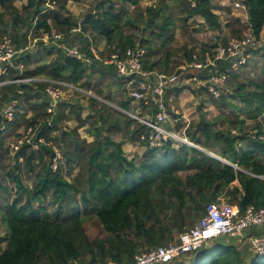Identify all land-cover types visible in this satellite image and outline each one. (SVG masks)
Here are the masks:
<instances>
[{
    "label": "trees",
    "instance_id": "1",
    "mask_svg": "<svg viewBox=\"0 0 264 264\" xmlns=\"http://www.w3.org/2000/svg\"><path fill=\"white\" fill-rule=\"evenodd\" d=\"M14 1L0 0V37L9 33L20 45L27 42L31 33V38H38L36 51L38 45L41 47L35 63L30 60V55L24 56L22 60L26 67L21 75L72 82L84 90H93L98 98L86 95L87 104L81 103L79 98L60 103L53 125L45 127L49 117L45 82L10 83L0 87L4 102L14 97L19 107L32 113L25 117L26 113L17 112L14 126L36 125L41 121L40 132H54V137L48 140L54 141L63 155L58 168L53 171L50 164L54 150L50 145H41L39 151L24 145L12 156L9 170L3 171L14 186L9 187L6 180L0 178V215L7 233L4 247L0 235V264H131L137 253L168 243L174 229L180 233L192 227L205 213L204 204L216 201L218 197L237 204L240 213L249 205H264V119L259 117L264 114V66L259 79L238 81L239 74L230 72L231 87L226 94L219 100L209 94L210 100L217 102L222 111L231 106L232 115L221 114L218 122L223 126L226 124L223 129L216 127V120L199 116V120L191 125L194 130L190 127L187 134L201 148L186 144L175 146L171 140L160 147H150L140 139V134L147 132V126L127 112H148L151 116L157 109L152 102H133L126 89L129 77L119 75L113 65H106L96 58L88 65L84 60L70 56L63 47L56 48L54 58H47L52 51L48 48L56 46H46L41 39L44 33H63L66 38L79 25L74 17L60 12L65 9V0H50V4L49 0H24L21 10ZM156 1L160 6H148L147 14L139 11V0L98 2L95 13L84 15L81 33L76 32L82 34L86 42L78 50L84 57L92 56L91 42L85 34L90 31L105 41L104 50H98L101 58L139 44L148 50L143 60L145 68L171 71L172 48L166 47V42L172 36L169 25L174 23L172 17L163 12V8L170 6L168 0ZM127 2L137 9L128 13L124 7ZM172 2L183 11V21L198 15L203 19V25L212 30L221 29L219 17L213 11L217 6L212 0H195L193 5L189 0ZM244 3L250 25L258 33L264 27V0H245ZM7 15H10L9 21ZM236 16L235 22L240 18ZM247 24L243 23V30ZM227 26L233 33H238L232 29V21ZM125 27L128 28L126 31ZM23 28L25 30L21 31ZM133 28L139 33L129 31ZM65 38L60 42L64 43ZM216 46V41L204 43L199 58L205 60L203 52L206 49L211 50L213 57L211 48ZM161 49L166 50L164 56L150 60L149 56ZM192 51L185 50L188 61L193 59ZM225 66L223 62L221 67ZM18 72V68H12L10 76H18ZM92 74L98 78L94 84L91 83ZM106 81H109V88L120 89L119 99L117 91L109 89L104 93L102 85ZM201 87L208 91L207 87ZM234 100H239L243 106L233 104ZM67 108L79 120L72 129H64L59 124L67 118ZM85 108L89 115L82 118L81 110ZM136 108L140 111H135ZM242 112H245L244 117H241ZM247 118L255 122L249 132L245 131ZM86 123L92 140L81 137L78 132V128ZM232 128H237L239 134ZM112 132L122 133L130 142H140L145 147L143 153L127 156L122 148L123 141L114 140ZM4 134L0 131V138ZM211 142L216 147L215 155L226 162L202 150L210 151ZM6 157L9 158L8 148L0 139V176L1 160ZM23 171L34 176L32 186L25 184ZM180 172L185 175L182 177ZM11 191L14 193L9 201ZM49 206L53 207L51 212ZM86 215L98 219L106 233L104 237H88L83 227ZM211 248H216L217 255H206ZM187 253L190 255L188 264H264V261L253 263L254 257L251 259L247 248L240 249L234 242H227L225 237L207 241L201 248ZM174 264H185V261L177 260Z\"/></svg>",
    "mask_w": 264,
    "mask_h": 264
},
{
    "label": "built area",
    "instance_id": "2",
    "mask_svg": "<svg viewBox=\"0 0 264 264\" xmlns=\"http://www.w3.org/2000/svg\"><path fill=\"white\" fill-rule=\"evenodd\" d=\"M244 1L230 0L229 6L232 9H242L247 12ZM240 20L242 23H248L246 30L238 36L230 37L225 43L218 44L213 49V57L200 60L194 53L189 63L179 66L178 70L173 72L145 68L143 60L146 49L139 44L127 47L122 52L114 51L104 58L99 56L98 50L93 45H91V57H84L85 55L76 47H62L70 56L82 59L88 65L92 62V58L99 59L106 65H113L119 75L129 77L126 89L133 102L144 100L145 104L152 102L155 105L157 110L151 116L148 112L144 114L127 112L147 126V132L141 133L140 139L150 147H160L167 140H171L175 146L186 144L198 147L182 129H177L182 116L171 104V98H168L167 93L171 91L173 95L176 94L174 88L183 78L187 83L194 82L207 87L210 93L218 95L220 86L228 79L229 73L244 69L257 48L263 49L258 51L259 56L264 57V27L256 33L250 25L248 13L246 20L242 17ZM77 28L73 31L80 32L81 28L79 26ZM64 38V34L57 32L53 33L51 38L47 34L41 37L45 43H48L49 39L59 43ZM35 40L19 45L8 34L0 37V87L10 83L45 82L46 112L49 114L45 125L47 127L53 125V117L60 103L71 101L77 93L87 96L92 93L85 91L77 84L61 79L21 75L24 70L23 56L28 50L35 48ZM223 62L226 64L225 68L221 67ZM12 68L19 69L18 76H10ZM17 112L21 113L18 100L12 97L4 102L0 94V131L17 137L15 142L11 143L15 151L24 145L39 151L41 145L46 144L43 133L40 132L41 121L36 125L15 127ZM61 159V154L54 148L50 164L53 171L58 168ZM250 229L257 231L255 234L246 236L254 255L253 263L258 261L261 263L264 261V205L260 207L249 205L243 213H240L237 204L229 202L226 198L218 197L216 201H210L205 206V213L192 227L178 233L173 241L170 240L166 244L150 247L137 253L131 264H169L180 255L195 251L207 241L218 237L243 239L247 230Z\"/></svg>",
    "mask_w": 264,
    "mask_h": 264
},
{
    "label": "rangeland",
    "instance_id": "3",
    "mask_svg": "<svg viewBox=\"0 0 264 264\" xmlns=\"http://www.w3.org/2000/svg\"><path fill=\"white\" fill-rule=\"evenodd\" d=\"M102 0H65V9H61L60 12L63 15H70L72 17H74L76 20H78L79 23V27L81 28L80 24L81 21L84 17L85 14L90 13V12H95V7L98 4V2H100ZM191 3L195 2V0H189ZM213 3L216 4L217 7H214L213 11L214 13H216L219 17V23L221 25V29L220 30H212L210 28H208L205 24L203 25V19L198 16H191L189 17V19L187 21H183V11L177 7V4L173 5L172 0H168V3L170 6H168L167 8H163V12H165L166 14L170 15L172 17L173 20V25L170 24L169 27L171 28L170 32H172V36L171 38L168 39V41L166 42V47H168L169 49L172 48V53H171V63L170 66L172 67L171 71H175L178 70L179 66L181 65H186L187 63H189L190 61H188L186 59L185 55V50H189L192 49L193 54L195 53L198 58L201 57L200 54L202 52V48L204 46V43H211L213 41L217 42L218 44H223L225 43L230 37H234V36H238L241 33H243L245 30H243V23L241 22L240 18L242 17V19L247 18V12L243 11L242 9H232L229 6L230 0H212ZM25 3L24 0H15L14 1V5L17 7L18 10H21L22 5ZM49 4H50V0H49ZM53 6V3H51ZM117 5H119L117 3ZM150 5H156L157 7L160 6V4L156 1V0H139V11H141L143 14H147L146 13V8ZM193 5V4H192ZM222 6V8L220 7ZM54 7V6H53ZM125 9L128 11V13H132L134 12L137 8L134 4H131L129 2H127L126 4H124ZM156 7V8H157ZM227 7L230 8V10H227ZM21 14V13H20ZM236 15L240 16V18L238 19L237 22L234 21V19L237 17ZM10 15H7V21H9ZM159 21H161V19H159ZM230 21H232L233 26L232 29H235L238 31V33H233L231 28H229L227 26V23H229ZM33 25V24H32ZM142 28V26H140V29ZM78 29V28H77ZM76 29V31H77ZM128 28L125 27L124 30L126 31ZM25 28L21 29V31H24ZM243 30V31H242ZM130 32H134L136 34H138L139 32L136 29H132L129 30ZM42 32V30H41ZM53 33H56L54 31H52L51 35H48L50 38L52 37ZM58 33V32H57ZM81 33V32H80ZM80 33H69L66 35L65 41L64 43H56L51 41L50 39L48 40L49 42L46 44V46H52L55 45V48L49 47L48 50H52L51 54H49V56L47 57L49 60H51L52 58L55 57L56 55V48H60V46H65V47H76L77 49L79 47H83L86 42L84 40V37L82 34ZM9 34V33H7ZM63 34V33H62ZM86 35H88L89 40L91 42V45H95V48L97 50H104L105 47V41L103 39L100 38L99 35L95 34V33H91L90 31L85 33ZM36 39V40H35ZM27 42H32L35 40V48L33 50H28V52L25 55H30V60L32 61V63H35L38 59H39V53L38 50L41 49V47L38 45V50L36 51L37 48V43H38V38H31V33L28 34L27 36ZM158 41V38L156 39ZM60 46H57V45ZM146 49V53L148 52L147 48L144 47ZM215 48V47H214ZM214 48H211L212 51ZM263 50L262 48H257V51L253 52V57L250 59L249 63L247 64V66L238 71L237 73L239 74L238 77V81H244L247 80L248 78H253V79H259L261 77L260 70L261 68L264 66V57L259 56L260 53L258 50ZM210 49H206L203 53L205 54L206 58H211L212 56L210 55ZM166 50L165 49H161L159 53H155V55L149 56L150 60H155L157 57H163L165 54ZM105 53H107V51H105ZM23 56V58H24ZM147 56V54H146ZM146 58V57H145ZM200 59V58H199ZM201 60V59H200ZM26 66L24 65V68ZM189 71V69H187ZM39 77H46V76H39ZM230 75L228 77V79L224 82V84L222 86H220V91L218 95H214V97L216 99H220L221 95L226 94L227 90L231 87V80H230ZM98 81V78L94 77V75H91V83L94 84ZM108 82L106 81L104 82V84L102 85V88L104 90V93H107V91L110 90H114L117 91V97L119 99V95L120 93V89L115 90V88H109L108 87ZM176 90H179L176 94H172L171 91H169L167 93L168 98H171V104L173 106H175V108L177 109L178 113L182 116V118L180 119V123L177 126V129H182L186 134H187V129H189L191 127V130H194V127L191 126L193 125L197 120H199V116L203 115L204 118L206 119H211V120H216L218 122V120H220V116L222 113H229L232 115V107L229 106L227 108H225L223 111L218 107L217 102H212L210 100V92L206 91L204 88H202L199 84H195L194 82H190L187 83L185 82V80L182 78L180 80V83L174 88ZM86 91V90H85ZM91 91L92 95H89L88 97H94V98H98V96H96V93L93 90H88ZM83 95H81L80 93L75 94L74 99L79 98L78 100L81 103L87 104L88 102V97H86V94L84 97H82ZM101 101L106 102V103H110L107 100L105 101V99L99 98ZM111 105H113L114 107L116 106L114 103H110ZM233 104H237L239 107H242L243 104L239 101V100H234ZM21 110V114L26 113L25 117H29L32 115V113L30 111H25L24 108L20 107ZM135 111H140L139 108H136ZM56 113H57V109H56ZM55 113V115H56ZM67 113V118H63L60 121V127L64 128V129H72L75 128L78 124H79V120L76 118V115L74 113H69L68 112V108L66 110ZM55 115L53 117V121L55 118ZM89 115V111L88 109H83L81 110V117L82 118H87ZM245 116V112H242L241 117ZM261 119H264V114L259 116ZM246 128L245 131H250L252 129V126L255 124V122L253 121V119H248L246 120ZM226 126V124L223 126L221 122H218V124L216 125V127L223 129ZM89 130V124L86 123L84 126L78 128V132L80 134L81 137L86 138L87 140H92V136L88 135V131ZM181 130V131H182ZM233 131L236 132V134H239V131L237 128L233 129ZM232 131V132H233ZM254 131V130H252ZM234 132V133H235ZM5 136H2L4 145L8 148V156L9 158L6 157V159H4V161L1 160V163L3 165V170L1 171V176L0 178L3 180H6V183L9 185V187H13L14 184L12 183V181L4 176V172L3 171H8L9 168L11 166H9V161L13 162L12 156L15 154V150L13 149L11 143L15 142V140L17 139L16 136L12 135V134H4ZM56 135V133H55ZM188 135V134H187ZM43 136L45 138V142L46 144H42V145H50L53 150L54 148L57 149V151H59V153L62 156L63 159V155L61 153V149L56 145V143L54 141H50L48 140V138L52 139V137H54V132L52 133H45V131L43 132ZM111 136L114 140L116 141H123L122 142V148L124 153L127 156H136V155H141L145 149V147L140 143V142H130L129 140H126L125 136L120 133V132H112ZM241 145L242 148H244V145L242 143H239V146ZM198 147L201 148V145L198 144ZM209 148L211 149L209 152L215 154V149L216 147L213 145V142L210 143ZM204 149V148H202ZM206 150V149H204ZM208 151V149L206 150ZM21 161V158L19 159ZM76 170H74L71 174L70 177H73L74 173ZM22 177L23 180L25 182V184L27 186H32L33 185V181H34V176L33 175H29L27 172L23 171L22 173ZM180 175L183 177L185 175V172H180ZM68 176V178H70ZM13 191H11L8 194V199L9 201L11 200L12 196H13ZM47 203V202H46ZM209 203V202H208ZM207 203V204H208ZM207 204H204L205 206ZM36 205V203H35ZM53 210V207L49 206L48 211L51 212ZM193 225V223H192ZM191 225V226H192ZM83 227L85 229V232L87 233L88 237L90 239H94V238H101L104 237L106 235L105 231L102 229L101 224L99 223L98 219L93 216V215H86L84 218V222H83ZM190 227V226H189ZM187 227V228H189ZM178 231L176 229L173 230V236L171 238V240H175L178 236ZM0 235L3 237L2 240V247L5 246L6 244V228H5V224H4V220L1 218L0 215ZM234 238V240H233ZM225 240L227 242H235L238 241L239 239H237L236 237H225ZM213 243V242H212ZM237 245V243H236ZM242 248V246H241ZM206 255H217L216 252V248L214 249H208V251L206 252ZM190 255L189 253L187 254H183L180 255V257L178 259L185 261V264H188V259H189ZM169 264H174V261H172Z\"/></svg>",
    "mask_w": 264,
    "mask_h": 264
},
{
    "label": "crops",
    "instance_id": "4",
    "mask_svg": "<svg viewBox=\"0 0 264 264\" xmlns=\"http://www.w3.org/2000/svg\"><path fill=\"white\" fill-rule=\"evenodd\" d=\"M44 34H46V33H44ZM255 234V233H257V231L254 229V230H252V229H250V230H247V232L245 233L246 235H245V238H243V239H239V238H237V239H239L238 241H236L235 240V242H234V244H236L237 243V247L238 248H240L241 249V246H242V249L243 248H247L249 251H250V256L252 257L251 259H253V257H254V255H253V253L251 252V249H250V246H249V244H248V241H247V238H246V236L247 235H249V234ZM233 240H234V238H233ZM179 258V257H178ZM175 259L174 260V262L175 261H177V260H180V259Z\"/></svg>",
    "mask_w": 264,
    "mask_h": 264
},
{
    "label": "water",
    "instance_id": "5",
    "mask_svg": "<svg viewBox=\"0 0 264 264\" xmlns=\"http://www.w3.org/2000/svg\"><path fill=\"white\" fill-rule=\"evenodd\" d=\"M108 104H110V103H108ZM111 105V104H110ZM113 106V105H112ZM202 150H204V149H202ZM204 151H206V150H204ZM207 153H209V154H211V155H213V156H216L215 154H213V153H211V152H209V151H206ZM217 157V156H216ZM217 158H219V157H217ZM219 159H221V158H219ZM222 161H225V160H223V159H221ZM226 162V161H225Z\"/></svg>",
    "mask_w": 264,
    "mask_h": 264
}]
</instances>
